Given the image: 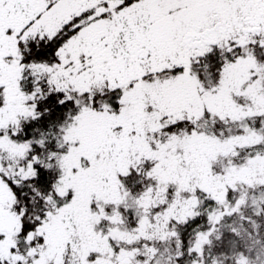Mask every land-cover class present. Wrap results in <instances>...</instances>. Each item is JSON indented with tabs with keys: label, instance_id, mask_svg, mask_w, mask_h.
Masks as SVG:
<instances>
[{
	"label": "snow or ice",
	"instance_id": "1",
	"mask_svg": "<svg viewBox=\"0 0 264 264\" xmlns=\"http://www.w3.org/2000/svg\"><path fill=\"white\" fill-rule=\"evenodd\" d=\"M0 264H264V0H0Z\"/></svg>",
	"mask_w": 264,
	"mask_h": 264
}]
</instances>
